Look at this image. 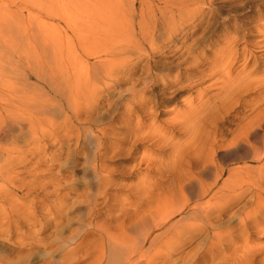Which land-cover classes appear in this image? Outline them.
I'll list each match as a JSON object with an SVG mask.
<instances>
[{
	"label": "rangeland",
	"instance_id": "obj_1",
	"mask_svg": "<svg viewBox=\"0 0 264 264\" xmlns=\"http://www.w3.org/2000/svg\"><path fill=\"white\" fill-rule=\"evenodd\" d=\"M41 1H45V4L41 2L38 3L37 0H0V11L1 13L3 12L0 19L1 24L4 23V21L2 22L3 17H6L9 20L12 19L10 21H7L5 19L6 23H10L8 25L5 23V26L3 24H0V76L2 77H0V89L1 91L4 90L3 92L0 91V96L2 97L3 95L4 97H0V103L1 105H3H0V264H21L22 262V264H97L98 260L106 262V259H108L109 257L112 258V255H108L111 254V251H109V247L107 245L108 238L104 236L108 234V236L112 235V237L117 238L118 236H120V234L123 233L125 235L126 233L128 236L133 235L132 238H137L138 240V237L141 236L143 229L140 228L142 231H139L140 229H137V233H134V230L131 231L133 226L135 227L136 223L139 220H142V217L149 218L148 215H150L151 213L156 214L160 202L165 198V196H167V190H169L172 185L174 187L175 184H177V182H173V184L171 181L179 178L178 174L174 170L171 171L172 168H170L169 166L164 168L160 167V161L164 162V164H167L170 161L171 155H173L174 153L166 149L162 150L161 148H159V146L157 147V145L154 144L159 138L158 132L165 131V127L169 128L170 124L168 120L172 119L171 112H173L174 110L185 112V109H187V103L185 101L186 98H194L198 94V92H201L202 95H205V98H207L211 93H216L220 85L218 83L220 82L222 77L220 79H217L219 77H216L208 81H206V79V82L204 81L203 84H200L198 88L193 89V91L185 92L183 94L181 93L176 95V93L173 92L177 89L175 88V86H170L169 88H167L166 91L171 93L166 96L160 95L161 90L157 89L156 94L153 95L155 98V102L159 103L157 108L155 109V118L153 117L149 120L147 118L145 120V127L142 128L145 136L148 134L147 137H150V134L152 132L154 133L152 135L154 138L151 140H149V138L147 137H145L146 139H138L137 147L136 145H133V139H130L128 142L124 143L125 146H121L120 139H118L120 137H123L124 135L123 131H120L121 125L116 122L117 118L120 117V112H122L120 104L121 102L119 104H117V102L122 100H116L114 97L117 96L124 85H121L120 88L119 86H113V88H111L109 98L113 96L112 98H110V100L112 99L111 102H113L112 107L114 118H117H115L110 123L111 125L109 124L108 132L106 130L107 133H104V136H102L103 134L98 133L99 130L97 129L102 125V122H97L95 124H91L89 123V121L86 122L84 114L86 113V110L82 113L83 115L81 114L82 120L84 119L85 121L83 120L82 122L81 119V121L67 120L66 122L72 123V125L67 123L65 125L63 121L66 118V115H71V109H69L70 107H68V101L70 100V97H64L57 93L55 90V85L57 84V81L59 84H62V81L65 82L66 80L65 84L67 83V86H69V81H67L68 76V80H71L73 76L69 72L68 73L70 75H67L65 73L63 74V72L60 70H57L58 72L60 71L59 73L56 72V68L58 66V62L55 58L56 45L65 51L76 49L79 54H83V56L85 57V54L83 53L82 49H80V46L78 44V36H80L81 34H85L91 37L93 36L92 33L95 34L96 32L97 34L95 35L99 36V30L97 28L93 30L92 28H89L91 26V23L88 22L90 21L89 10L86 6L87 3L84 4V2H86L85 0H79L81 4L78 2V5L76 4L77 0H75L76 5L74 3L72 4V0ZM120 1L123 2L124 9L129 8L132 5V0L131 2L130 0ZM146 1L152 5V7L155 9V13L158 14V8L159 6H162L161 4L163 3V1ZM196 2L197 0L189 1V3L192 4ZM40 3L41 5H44L40 7ZM186 4L188 3L186 2ZM216 4L221 7L222 12L218 14L217 18H214L217 21V24L213 34L210 35L211 38L215 39L216 37L224 40V37L222 35L223 32L232 31L233 34V26L237 25V23L240 24V27L243 26L244 28L256 27L258 25L260 26L261 24H264V0H218ZM6 5L8 6L6 7ZM8 7L9 9H5ZM141 7L142 6L139 0H136L134 5L135 15L133 17V22H136V20L139 19L138 13L141 10ZM4 10H7V12L5 13L6 15H3ZM19 27L20 29H18ZM26 28L31 29L33 31L32 33H34L33 37L37 39L35 40L32 37V47L29 50L33 52L34 50H38L37 52L42 55L43 62L41 61L42 64L40 65L44 67L43 77L45 79H43V77L39 78L38 76L34 75L35 73L32 70H29L27 66L23 65L22 62H20V66L18 65V63L17 65L14 64L13 57H17L18 59V55L13 54L14 51L17 52L18 50L21 51V49H25L28 52V48L26 47V44L28 45V42L24 41V35L21 36V34L25 33ZM193 28L194 27H189L186 28V30H193ZM134 29V34L136 33L135 35L137 36L136 38L140 37V31L137 26H134L133 30H130L129 32L133 34ZM129 32L125 31L124 34L126 35ZM244 32L245 31H242L240 34H244ZM79 33L81 34L79 35ZM124 34L123 36H125ZM198 34L199 33H197L196 35ZM196 35L195 37H197ZM253 36L255 37H250L248 39L251 41L249 43L251 45L249 48L255 49V52L259 59L258 63L260 65L258 77L264 78V42L260 44L258 43L257 46L255 45L256 42L264 39V35L257 31H253ZM42 37H44L45 39H43ZM181 37L182 34L180 32L178 34V41H175L176 43L174 42L173 44H170L168 49L165 48L166 51L168 50V54H171H169L170 57H172L171 59H175V57L177 58L179 56V54L176 53V50H178L179 46L182 45ZM14 38H16V40ZM222 44V41H217L215 42V45L211 47L204 41L202 46L204 49L213 48L214 50L221 47ZM253 45L256 47H254ZM243 46V44H240L238 48L241 49ZM174 50L175 52H173ZM44 58L46 59V61L44 60ZM94 60H96L94 57H90L89 59H87L89 63H93ZM56 63L57 65L55 67ZM12 66L16 67L17 71H24H20V73H10L11 68H13ZM179 66L180 67L174 68L172 70L164 71L163 74H172L173 76L180 74L179 72H182L184 74L188 68V65H186L185 62H182V64ZM62 67L63 71H66L64 70L65 65H61V68ZM242 67V62H240L237 64L234 71L236 72ZM36 69L40 70V66L38 65ZM3 71H7L10 75V78L7 76V74H5L6 77L4 76V74L2 75L1 72ZM60 73L62 74L61 79ZM14 74L17 75L14 76ZM55 74L56 76H59L57 77L59 78L61 83L58 79L55 80ZM221 74L222 73H219V76ZM63 75L64 77L67 76V79L64 80ZM18 76L20 78H18ZM16 78L18 80H16ZM25 78H27V80ZM176 81L177 83L180 82L181 78ZM183 81L184 84L182 85L187 87L189 80ZM215 82L216 84H214ZM65 84L62 85L66 86ZM97 84H99L101 87L103 86L102 83ZM62 85L61 87L63 88ZM263 87L264 83L260 88L263 90ZM208 91L209 93H207ZM256 91L258 90L253 89V91L248 94L246 99L256 100L257 96L259 95V93H257ZM146 95L151 96V92H147ZM101 96L102 99H105V96L103 94H101ZM31 97L34 100L31 99ZM89 97L91 98V96ZM117 97H120V95H118ZM5 98L10 99L8 100V102H5L7 100ZM165 98L169 99L171 102L169 100L168 102L165 101ZM45 101L50 105H48ZM104 102L107 103L106 101ZM115 104L116 106L114 107ZM38 105L40 108H38ZM117 105L119 107H117ZM236 105L231 109L230 117H227L226 119L218 118L221 115V112H219V108H215L218 110V112H214V114H211V116L205 117V120H207L204 125L205 130L202 129L200 131L195 145L192 146V143L188 145L185 150H183L184 152L182 151L184 153L182 159L183 166H181L182 168L180 169V172H182L180 173L182 174V178L187 173L195 171L198 165L203 166L204 164H206V159L212 158L213 150H217V152H219V156L217 155L216 157L220 166H224L225 164H230L231 166L232 164L234 166H243L244 164L254 165L252 163L237 161L235 159L236 155L237 153H241L240 150L242 148L237 147L235 144H233L232 146H228L229 144H231V142H233V132H235L236 130V132H238L241 127L239 122L242 123L244 121L238 119V113L240 111L242 113L246 111L248 113H251V110L248 107L247 109H242L241 107ZM46 106L49 107L47 108ZM24 107L26 108L23 109ZM101 107L99 109H101ZM88 108V106L85 107V109ZM12 109H14L15 111ZM99 109H96L95 111L93 110V112L95 113L97 111V114L101 113L102 110ZM260 110V113L264 114V104L262 105V108ZM3 112L7 114L4 115ZM62 113H66V115L64 114L63 116ZM257 114L258 113H256V115ZM34 115H36V118L38 117V122L40 121V123L35 124L37 129H35L36 131L31 130L28 127V123H30L31 120H27V118L30 119L31 117L36 121L37 119L34 117ZM231 115H234L235 118H232ZM21 122L24 123V127L22 128L23 130H21V125H19ZM1 124H6V126L2 127ZM57 124L62 125V127L55 130V126ZM70 126L72 127L69 128ZM67 127L68 129H66ZM72 128L75 129V132L74 129L72 130ZM219 128L225 129L224 134L227 135V141H222L218 138V142L214 141V143L212 142V140H214L213 135L214 132ZM5 130L6 132H4ZM67 130H69L71 134H68ZM83 130H85L84 133ZM64 131L66 132V134ZM2 132L4 135L2 134ZM77 133H79L80 135H78ZM258 133L261 134L262 132L258 131ZM61 134H64L67 137H64V135L62 136ZM60 135L63 138L60 137ZM70 135H73V137L75 138L79 136V139L81 141L79 142L77 148L75 142H72V144H70L71 141L74 140H66V138H68V136ZM33 136L37 137L39 140L36 139L38 141H34ZM177 139L185 140L184 142H187L189 140V138L187 139V136H177ZM253 140L254 137L251 141ZM61 143L62 145L64 144L62 147L60 146ZM110 143H112V145L114 144L115 146L116 144H119L117 145L119 151L117 150L116 152H112L113 156L107 154L104 151L105 147H103L106 146L107 148V145H109ZM225 145L227 146L226 148ZM217 146L220 147L217 148ZM68 147L71 149L75 148V150L72 149L73 154L68 153ZM79 147L82 148V150H79ZM121 148L122 150H126V148L128 150H126L127 152L125 151L124 153V150L123 152L122 150L120 151ZM77 150H79V152ZM60 151L63 153L61 154ZM98 152L102 153L99 154ZM170 152L172 153L171 155ZM10 153L13 154L11 155ZM104 153L105 156L107 155V157L103 156ZM56 154H61L57 160ZM94 155L95 162L93 161ZM150 156L152 158H150ZM149 158L153 161H151ZM37 161L39 165H37ZM100 161L104 166L99 165L101 164ZM31 162H33V165H31ZM155 162H157L158 164ZM11 164L12 166L10 167ZM152 164H155L154 168L151 167ZM34 165H41L38 168L39 171H31L33 170L31 169V166L34 167ZM94 165L97 166V170L99 172L94 171ZM100 166L103 167L101 168ZM14 172L16 173L14 174ZM15 175L17 178L14 177ZM35 176L37 178H34ZM9 177H11V179H9ZM18 177H22L21 180H18ZM100 177H103L102 180H105L102 181L104 183L102 184V186H100L98 183ZM21 183L23 185H21ZM155 185L157 186L154 187ZM170 185L171 187H169ZM104 186L105 188H103ZM153 189H155V191ZM141 191L142 194L144 191L149 193L147 195V193L144 192L145 194L142 195ZM96 198L98 199V206H95L93 204ZM242 204H244V202H242L238 207H242ZM3 205L5 208H8V210L5 212H1V208ZM23 207L25 208V211H22L24 210ZM26 207L29 208L27 209ZM14 208H17L18 212H16ZM253 208L254 206L251 207V204H247L244 212L246 213ZM148 211L149 214L147 213ZM22 212L27 214V217L28 219H30V221H35V224L33 223V221L29 223L27 220H24L21 216ZM178 216L179 215L174 217L173 220H178V218H180V216ZM226 218H228V216ZM236 222V219L228 221L224 225L223 229L219 231L226 230V232H231V230L237 228L233 227ZM123 225L124 227H129V229H122L124 228ZM227 225H232V229H228L230 227L226 228L225 226ZM130 227L132 228L130 229ZM106 228L108 230H106ZM260 228L264 229L263 222L261 223ZM101 229L103 231H101ZM160 232H162V230H155V234H160ZM101 236L103 237L104 241L106 239L105 242L101 239ZM251 236L252 237H249L250 239H248L249 246L251 247L250 249L253 251L259 249L258 253H255L253 259H255V264L256 262L257 264H261L260 262L262 261V259H264V230L261 233H255L253 231ZM120 237L123 238V236ZM240 244H242L243 246V242L238 236L223 240L220 244V249L218 248V250L222 253L224 252V254H220V256L228 257L230 255H233L234 248L241 247ZM211 245L212 244L209 243V241L204 242L202 236L201 239L196 240L183 248V256L179 258V255L177 254L178 252L173 250L174 252L171 253L168 260H171V263L173 264H200V262L203 264H213V262L211 261V257H216V252L215 254L209 252V254L205 255L207 257V259H205V262L202 258H198L197 261L193 260L194 258H197L194 257V250L199 249L200 251L201 249V252H204ZM163 251L167 252L165 249H163ZM156 252L157 251H154V254ZM157 256H159V260L165 259L164 255L162 254H159ZM220 256L218 258H221ZM201 259L203 261H201ZM173 260L176 261L172 262ZM231 261L232 257H228L226 264H231ZM216 262H218V260H216Z\"/></svg>",
	"mask_w": 264,
	"mask_h": 264
},
{
	"label": "bare ground",
	"instance_id": "obj_2",
	"mask_svg": "<svg viewBox=\"0 0 264 264\" xmlns=\"http://www.w3.org/2000/svg\"><path fill=\"white\" fill-rule=\"evenodd\" d=\"M37 1L38 3L45 2L44 0H43L44 2H42L41 0H37ZM85 1L86 2L84 1L83 2L84 4L87 3L86 6L88 7L89 10L90 21L88 22L91 23V26L89 28H92V30L97 28L99 30V36L95 35L97 34L96 31L95 34L92 33L93 36L90 35L91 37H89V35H85V34L83 35L79 33V35L81 34L82 36L81 35H80L81 37L78 36V44L80 46V49H82L83 53L85 54L86 58L83 56V54H79L76 51V49L65 51L59 48V46L55 44L56 45L55 58L56 61L58 62L56 72L59 73L60 71H62L63 74L65 73L68 75L70 73L73 76V78L71 79L72 80L71 83V80H68L69 76L67 79V76L64 77L63 75L64 80L67 79V81H69L70 84V85L68 84L69 86H67V83L65 84L66 80L65 82L62 81V84L63 85L65 84L66 86L59 84L58 81L57 84L55 83L56 84L55 90L57 93H59L64 97L65 96H67L68 98L70 97V100L68 101L69 104L68 107H70L69 109H71L70 112L71 115L68 116L66 115V113H64L66 115V118L63 121L65 125L66 123L72 125V123L66 122L67 120L81 121L82 120L81 116L83 115L82 113L86 110L85 111L86 113H84L86 122L89 121V123L91 124L102 122L101 123L102 125L97 129L99 130L98 133H101L103 134L102 136H104V133L108 132L109 124L115 118H117V117L114 118L113 107H112L113 102H111L112 99L110 100V98H112L113 96L109 98L111 88H113V86L114 87L119 86L120 88L121 85L122 86L124 85L123 88H121L120 92L117 94V96L120 95V97L117 96L114 97L116 100L117 99L122 100V101L118 100L119 102H117V104L121 102L120 104H121L122 112H120V114L118 113L120 117L117 118L116 122H118L121 125L120 131H123L124 135L123 137H120L118 139H120L121 146H125L124 143L128 142L130 139L131 140L133 139L134 140L133 145L134 146L136 145L137 147V140L140 138L144 139L145 137L148 136L147 132H146L147 135L145 136L142 130V128L145 127V122H146L145 120L147 118L148 120L152 119L153 117L155 118V114H154L155 109L157 108L159 103L155 102V98L153 95L156 94L157 89L161 90L160 95L166 96L169 95V93H171L166 91L167 88H169L170 86H175V88L177 89L174 90L173 92H175L176 95L181 93L183 94L185 92L193 91V89L198 88L200 84H203V82L206 79H207L206 81H208L216 77H219L217 79H220L222 77V79L218 83L220 85L216 93L214 94L211 93L207 98H205V95H202L201 92H198V94L194 98L188 97L185 99L187 103V109H185V112H181L178 110L177 111L174 110L173 112H171L172 119L168 120L170 124L169 128L165 127L166 128L165 131L158 132L159 138L158 139L156 138L157 141L154 144L157 145V147L159 146V148H161L162 150L166 149L174 153L173 155H171L172 153L170 152L171 158L167 164H164V162L162 161H160L161 163L159 164L161 168L169 166L170 168H172L171 171L174 170L178 174L179 178L175 180L171 179L172 183L177 182V184H175V186L173 187L171 183L172 187L170 185L169 187L171 188L170 189L167 188L169 189L167 190L168 193L166 192L167 196H165L164 199L162 198L163 200L160 202L156 214L150 212L151 214L148 215L149 214L148 211L147 215L149 216V218L142 217L141 218L142 220L141 221L139 220L140 222L139 221L137 223L135 222L136 223L135 227L134 226L133 228L130 227V229L132 228L131 231L134 230V233H137L136 232L137 229L140 228L143 229V232L141 236L138 237V240L137 238H132L133 235L128 236L126 233L125 235L123 233L120 234V236H123V238L120 236L114 238L112 237V235L108 236V234L104 236L108 238L107 245L109 247V251H111V254L108 255L109 256L112 255V258L109 257L110 259L109 258L106 259V262L98 260L97 264H103V263L104 264H165V263L173 264L171 263V260H168L170 258L171 253L174 252L173 250L178 252L176 253L179 255L180 258L181 256H183V248L186 245L201 239L202 236L204 242L209 241V243H211L212 245L208 247V249H206L204 252H201V249L200 251L199 249L194 250L195 253L194 257L197 258L194 259L192 258L193 260L197 261L198 258H202L205 262V259H207L205 255L209 254V252L213 254H215L216 252L215 254L216 257H211L212 259L211 261L213 262V264H226L228 257H232V261L230 262L231 264H255V259L253 258L255 256V253H258L259 249H256V251L251 250L250 249L251 247L249 246L248 243V239H250L249 237H252L251 234L253 233V231L255 233L256 232L261 233L264 230L260 228L261 223L262 222L264 223V132H263L264 114L260 113L261 112L260 109L264 104V97H263L264 87L263 90L260 88L261 85L264 83V78L258 77L259 68H260V65L258 63L259 59L255 52V49L249 48L251 46L249 44L251 41L248 39L250 37L252 38L255 37L253 36V31H257L262 35H264V24H261L260 26L258 25L256 27L244 28L243 26L240 27L239 26L240 24L237 23V25L233 26L232 29L234 30L233 34L232 31L223 32L222 35L224 37L223 38L225 40L224 41L216 37L215 39L211 38L210 36L211 34H213L214 30L216 29L217 21L214 18H217L218 14L222 12L221 7L216 4L218 0H197V2L193 4L189 3L190 0H162L163 3L161 4L162 6H159L158 8L159 9L158 14L155 13L154 11L155 9L146 0H139L142 7L138 13L139 19H137L136 22H133V17L135 15L134 5L136 0H132L131 7L125 9L123 8V2L120 0H93V1L85 0ZM71 2L72 4L73 3L75 4V0L74 2L73 0ZM78 2L80 3V1L77 0L76 2L77 5ZM186 2L188 4H186ZM41 3H40V7L45 4L44 3L43 5H41ZM7 6L8 5H6V7ZM5 9H9V7ZM6 12L7 10L6 11L4 10L3 15H6L5 14ZM2 13L0 11V19L2 17L1 15ZM3 19L2 22L4 21V23L7 25L10 24V23H6L5 21V19L7 21L9 19H7L6 17L5 18L3 17ZM4 23L2 24L5 26ZM0 24H1V20H0ZM134 26H137L140 31V37L138 38H136L137 37L135 35L136 33L134 34L135 29L133 31V34L129 32L130 30L131 31L133 30ZM189 27H194V28L193 30H186V28ZM18 29H20V27ZM25 30H26L25 33L23 32L24 34H21V36L24 35V41L28 42V45L26 44V47L28 48V52L25 49H21V51L18 50L17 52L14 51L13 54L18 55V59L17 57H13L14 64L17 65L18 63V65L20 66V62H22L23 65L27 66L29 70H32L35 73L34 75L38 76L39 78H42L44 73V69H43L44 67L40 65L43 62L42 55L39 52H37L38 50L37 51L34 50V52L29 50L32 47L31 39L34 33H32L33 31L31 29L26 28ZM125 31H128L129 33L125 35L124 34ZM242 31H245L244 34H240ZM180 32L182 34L181 37L182 45L179 46V48L177 47L178 50H176V53H178L179 56L177 55L178 56L177 58L175 57V59H171L172 58L170 57L171 54L169 53L170 54L169 55L167 52L168 50L166 51V49H168L170 44H173L175 41H178V34ZM197 33L199 34L196 35ZM123 34L125 36H123ZM195 35L197 37H195ZM42 38L45 39L44 37ZM14 39L16 40V38ZM204 41L208 43L211 47L214 46L215 42L217 41H222L223 44L221 47L216 48L214 50L213 48L204 49L202 46ZM263 42L264 39L254 44L257 46L258 43L260 44ZM240 44L244 45L241 49L238 48ZM173 52H175V50ZM90 57H94L96 60H94L93 63H89L87 59H89ZM44 60L46 61L45 58ZM182 62H185V64L188 65V68L184 74L182 72H179L180 74L176 76H173L172 74H163L164 71L172 70L174 68L180 67L179 65H181ZM240 62H242L243 67L235 72L234 69L237 66V64ZM38 65L40 66V70L36 69ZM56 65L57 63L55 64V67ZM61 65L62 66L65 65L64 70L66 71H63V67L61 68ZM57 70L60 71L58 72ZM20 71L23 72L24 70L17 71V68L13 67L11 68L10 73L11 72L20 73ZM219 73L222 74L219 76ZM1 74L2 75L4 74L5 77H6L5 74H7V76L10 78V75L8 74L7 71H3L1 72ZM56 74H55L56 77L55 80L57 79L59 80L58 78L59 76L57 75L58 76L57 77ZM15 75L17 74H14V76ZM61 76L62 74L60 75V79ZM18 78L20 77L18 76ZM180 78L181 81L177 83L176 80ZM25 79L27 80V78ZM43 79L45 78L43 77ZM16 80L18 79L16 78ZM183 80H189L187 87L182 85L184 84ZM97 83H102L103 86L101 87ZM214 84H216V82ZM61 85L63 86V88L61 87ZM253 89L258 90L256 91L257 93H259L257 99L256 97H255L256 100L246 99L248 94L251 91H253ZM3 91L4 90H2L1 92ZM147 92H151V96L146 95ZM207 93H209V91ZM101 94L105 96V97L103 96L105 99L101 98L102 97ZM89 96H91V98ZM1 98H4L3 95ZM9 99H7L5 102H8ZM31 99L33 98L31 97ZM165 99H166L165 101L168 102L169 99L167 98ZM104 101H106L107 103H105ZM47 104L50 105L49 103ZM236 104L242 109L243 108L247 109L248 107L251 110V113H248L247 111L243 113L240 111L238 113L239 114L238 119L244 121L242 123L239 122L241 126L240 129L238 127L239 129L238 132H236L237 130L233 132V142H231V144L228 143L229 145L228 144L227 145L232 146L233 144H235L237 147L242 148L240 150L241 153H237L236 155L235 159L237 161L252 163L254 165L244 164L243 166L240 165L234 166L232 164L231 166L230 164H225L224 166H220L218 164L216 157L219 154V152H217V150H213L212 151L213 156L212 158L206 159V164H204L203 166L198 165L195 171L187 173L182 178V174H180L182 172H180V169L182 168L181 166H183L182 164V159L184 154L183 150H185L188 147V145L192 143H193L192 146L195 145L200 131L202 129L205 130L204 125L207 122V120H205V117L211 116V114H214V112H218V110L215 108H219V112H221L220 113L221 115L218 118L226 119L227 117H230V111L232 108H234ZM87 106L90 109L89 108L85 109V107ZM115 106L116 104L114 105V107ZM100 107L101 109H99ZM117 107L119 106L117 105ZM25 108L26 107H24L23 109ZM38 108H40L39 105ZM96 109L102 110L101 113L97 114V111L94 113L93 110L95 111ZM256 113L258 114L256 115ZM6 114L4 113V115ZM34 117L36 118V115H34ZM231 117L235 118L234 115L233 116L231 115ZM27 120L28 121L31 120L30 123H28V127L31 130L36 129V125H35L36 123L37 124L40 123V121L38 122V119L35 121V119L34 118L32 119L31 117L30 119L27 118ZM6 124H1V125L2 127H4L6 126ZM19 125H21L20 128L21 130H23L22 128L24 127V123L21 122ZM61 127L62 125L57 124L55 126V130L60 129ZM71 127L72 126H70L69 128ZM66 129H68V127ZM73 129L74 128H72V130ZM221 129L222 128H219L214 132L213 135L214 140H212V142L217 141L219 139H221L222 141L225 140L227 141L226 139L227 135L224 134L225 129L222 130ZM67 131L68 134H71L69 130ZM258 131H261L262 133L259 134ZM4 132H6V130ZM84 132L85 130H83V133ZM77 134L80 135L79 133ZM153 134L154 133L151 132L150 134L151 136L147 138H149V140L153 139L154 138L152 136ZM61 135L60 137H62L64 134L62 136ZM73 135L68 136L66 140L67 139L74 140L71 141L70 144H72V142H75L77 148L81 140L79 139L78 135L77 138L73 137ZM177 136H187V139L189 138V140L187 142H184L185 140L177 139ZM64 137L67 136L64 135ZM253 137L254 140L251 141ZM33 139L34 141L39 140L37 137L34 136ZM63 145L61 143L60 146L62 147ZM117 145L119 144H116L115 146L114 144L112 145V143H110L109 145H107L108 146L107 148L106 146H103L105 147L104 151L107 154L112 155L113 154L112 152H116L117 150L119 151ZM218 147L220 146H217V148ZM226 147L227 146L225 145V148ZM68 149H69L68 153L73 154L72 153L73 148L71 149L68 147ZM73 150H75V148ZM79 150H82V148H80ZM79 150L77 151L79 152ZM121 150L122 148L120 149V151ZM126 150L128 149L126 148ZM126 150H124V153ZM62 153L63 152H61V154ZM10 154L12 155L13 153ZM61 154L58 155L56 154L57 155L56 160L59 158ZM103 156L107 157V155L105 156V153ZM94 158L95 155L93 157V161L95 160ZM150 158L152 157L150 156ZM150 160L153 161L152 159ZM31 163H32L31 165H33V162ZM37 165H39V163ZM99 165H103L102 162ZM11 166L12 164L10 165V167ZM40 166H35V165L34 167L31 166L32 167L31 169H33L31 171L34 170L35 172L39 171L38 168ZM103 166L100 167L102 168ZM154 166L155 164L151 165L152 168H154ZM94 171H98L96 165H94ZM15 173L16 172H14V174ZM14 177H16V175ZM22 177L20 178L18 177V180L19 179L21 180ZM34 178L37 177L35 176ZM102 178L103 177H100L98 182L100 186L104 184L102 181H105L102 180ZM9 179H11V177H9ZM21 185L23 184L21 183ZM156 186L157 185H155L154 187ZM103 188H105V186ZM153 190L155 191V189ZM144 192L143 194L147 193ZM242 202H244V204H242V207L241 206L238 207ZM93 204L95 206L99 205L97 198L95 199ZM247 204H251V207L254 206V208L245 213L244 210L246 209ZM7 210L8 208L7 207L5 208L3 205L1 208V212H5ZM14 210L18 212L17 208H14ZM22 211H25V208ZM177 215H179L180 218L174 221L173 218L176 217ZM21 216L23 217L24 220H27L29 223L33 221V220L30 221V219H28L26 213L22 212ZM227 216L228 218H226ZM232 219L237 220V222L233 225V227H237V228L231 230V232H226V230L219 231L223 229L224 225ZM33 223L35 224V221H33ZM225 227L226 228L230 227L228 229H232L231 228L232 225H227ZM127 228L129 229V227H124L122 229L126 230ZM102 229L101 231H103ZM141 229L139 231H142ZM157 229L162 230V232H160V234L157 233L155 234V230ZM106 230L108 229L106 228ZM235 236H238L240 238V240L243 242V246L242 244H240L241 247L234 248L233 255H230L228 257H221L220 254L223 255L224 252L222 253L221 251L218 250V248L221 246L220 244L222 243L223 240ZM101 239L103 240L102 236ZM163 249H165L167 252H164ZM154 251L157 252L154 254ZM159 254L164 255L165 259L159 260L158 259L159 256H157ZM219 256L221 258H218ZM202 259L201 261H203ZM176 260H173L172 262ZM216 260H218V262H216ZM260 263L264 264V259H262ZM200 264L203 263L200 262Z\"/></svg>",
	"mask_w": 264,
	"mask_h": 264
}]
</instances>
